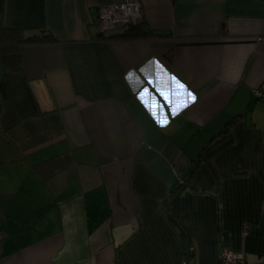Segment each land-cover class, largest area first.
Listing matches in <instances>:
<instances>
[{
  "label": "crops",
  "instance_id": "0c3cea01",
  "mask_svg": "<svg viewBox=\"0 0 264 264\" xmlns=\"http://www.w3.org/2000/svg\"><path fill=\"white\" fill-rule=\"evenodd\" d=\"M123 1L0 0L55 39L0 59V264L264 257V0H141V39L99 28Z\"/></svg>",
  "mask_w": 264,
  "mask_h": 264
},
{
  "label": "built area",
  "instance_id": "2783aa9c",
  "mask_svg": "<svg viewBox=\"0 0 264 264\" xmlns=\"http://www.w3.org/2000/svg\"><path fill=\"white\" fill-rule=\"evenodd\" d=\"M143 19L144 10L141 0H124L121 3L102 7L98 10V25L104 33L140 25ZM256 40L258 43L264 44V37L260 36ZM255 95L264 100V90L257 91ZM218 261L219 264H264V257L222 247ZM183 264H189L186 257Z\"/></svg>",
  "mask_w": 264,
  "mask_h": 264
},
{
  "label": "trees",
  "instance_id": "16d2710c",
  "mask_svg": "<svg viewBox=\"0 0 264 264\" xmlns=\"http://www.w3.org/2000/svg\"><path fill=\"white\" fill-rule=\"evenodd\" d=\"M44 39L33 36L31 38L25 36L23 31L2 29L0 33V59L5 69L11 72H22L23 71V60L21 55L20 46L24 44H37L43 43L44 41H55L53 36L47 31L43 33ZM155 35L154 32L148 30L144 23L137 26H130L124 33L118 35V38H146ZM240 117V116H239ZM239 117L234 121L230 122L229 125L233 124Z\"/></svg>",
  "mask_w": 264,
  "mask_h": 264
},
{
  "label": "snow or ice",
  "instance_id": "6c2138e0",
  "mask_svg": "<svg viewBox=\"0 0 264 264\" xmlns=\"http://www.w3.org/2000/svg\"><path fill=\"white\" fill-rule=\"evenodd\" d=\"M180 87H183V86L180 85ZM145 91H147V90H145ZM164 95H165V98H167V94L165 93ZM193 99H194V98H193ZM165 123H166V121H165Z\"/></svg>",
  "mask_w": 264,
  "mask_h": 264
},
{
  "label": "bare ground",
  "instance_id": "6f19581e",
  "mask_svg": "<svg viewBox=\"0 0 264 264\" xmlns=\"http://www.w3.org/2000/svg\"><path fill=\"white\" fill-rule=\"evenodd\" d=\"M112 5H114V4H112ZM144 21H145V15H144V19H143V22L142 23H144Z\"/></svg>",
  "mask_w": 264,
  "mask_h": 264
}]
</instances>
